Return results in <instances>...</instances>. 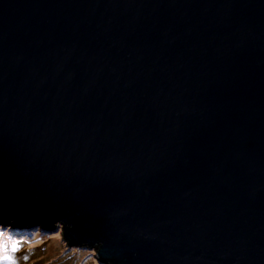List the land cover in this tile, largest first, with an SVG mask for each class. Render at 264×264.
<instances>
[{"label":"water","instance_id":"95a60500","mask_svg":"<svg viewBox=\"0 0 264 264\" xmlns=\"http://www.w3.org/2000/svg\"><path fill=\"white\" fill-rule=\"evenodd\" d=\"M104 264H264V0H0V225Z\"/></svg>","mask_w":264,"mask_h":264},{"label":"rangeland","instance_id":"374dc122","mask_svg":"<svg viewBox=\"0 0 264 264\" xmlns=\"http://www.w3.org/2000/svg\"><path fill=\"white\" fill-rule=\"evenodd\" d=\"M52 230L41 225L30 230L13 229L16 235H28L39 230L43 243L36 246L28 264H95V251L89 248L69 246L63 237L62 224ZM10 226H6L8 228ZM23 264V262H22ZM104 264V263H102Z\"/></svg>","mask_w":264,"mask_h":264},{"label":"clouds","instance_id":"9594fccd","mask_svg":"<svg viewBox=\"0 0 264 264\" xmlns=\"http://www.w3.org/2000/svg\"><path fill=\"white\" fill-rule=\"evenodd\" d=\"M43 243L39 230L16 235L11 227L0 225V264H28L36 246ZM95 264H102L97 253Z\"/></svg>","mask_w":264,"mask_h":264},{"label":"trees","instance_id":"16d2710c","mask_svg":"<svg viewBox=\"0 0 264 264\" xmlns=\"http://www.w3.org/2000/svg\"><path fill=\"white\" fill-rule=\"evenodd\" d=\"M43 228H45V226H42ZM27 229H25V231H26ZM45 230H50V229H48V228H45ZM15 234H18V233H15Z\"/></svg>","mask_w":264,"mask_h":264}]
</instances>
